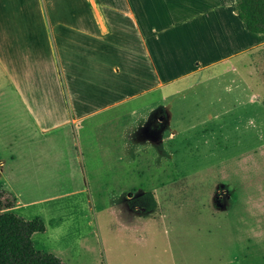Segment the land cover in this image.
<instances>
[{
	"label": "rangeland",
	"instance_id": "1",
	"mask_svg": "<svg viewBox=\"0 0 264 264\" xmlns=\"http://www.w3.org/2000/svg\"><path fill=\"white\" fill-rule=\"evenodd\" d=\"M179 63L172 83L46 138L0 71V158H13L0 190L9 213L43 221L36 250L67 264H264V47ZM141 186L156 208L126 229L113 207Z\"/></svg>",
	"mask_w": 264,
	"mask_h": 264
},
{
	"label": "crops",
	"instance_id": "2",
	"mask_svg": "<svg viewBox=\"0 0 264 264\" xmlns=\"http://www.w3.org/2000/svg\"><path fill=\"white\" fill-rule=\"evenodd\" d=\"M263 47L234 0H0V71L41 138L172 83L179 62L202 70ZM138 188L113 207L126 229L148 226L133 215L150 212L129 203Z\"/></svg>",
	"mask_w": 264,
	"mask_h": 264
},
{
	"label": "trees",
	"instance_id": "3",
	"mask_svg": "<svg viewBox=\"0 0 264 264\" xmlns=\"http://www.w3.org/2000/svg\"><path fill=\"white\" fill-rule=\"evenodd\" d=\"M234 11L249 35L264 37V0H234ZM134 202H138L146 212L156 208L151 192L134 199ZM14 203L15 200L6 192L0 191V264H67L34 248L31 236L43 233L45 225L41 219L25 220L6 212Z\"/></svg>",
	"mask_w": 264,
	"mask_h": 264
},
{
	"label": "flooded vegetation",
	"instance_id": "4",
	"mask_svg": "<svg viewBox=\"0 0 264 264\" xmlns=\"http://www.w3.org/2000/svg\"><path fill=\"white\" fill-rule=\"evenodd\" d=\"M139 197H141V196H138V197H136V198H133V199H131V201H130L129 203H131V204H134V203H136V204H134V205H136V206H137L138 210H141V209H143V210H144V208H142L138 202H134V199H136V200H137ZM132 201H133L134 203H132ZM138 212H140V211H138ZM143 212L145 213L146 211L144 210Z\"/></svg>",
	"mask_w": 264,
	"mask_h": 264
}]
</instances>
